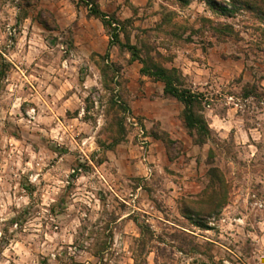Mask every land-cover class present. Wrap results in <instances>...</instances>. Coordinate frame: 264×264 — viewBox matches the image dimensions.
I'll list each match as a JSON object with an SVG mask.
<instances>
[{
    "label": "rangeland",
    "instance_id": "obj_1",
    "mask_svg": "<svg viewBox=\"0 0 264 264\" xmlns=\"http://www.w3.org/2000/svg\"><path fill=\"white\" fill-rule=\"evenodd\" d=\"M81 1L0 0V264H264V17L243 8L264 0H215L230 17L97 0L203 97L204 145ZM210 168L227 199L202 228L182 212L207 201Z\"/></svg>",
    "mask_w": 264,
    "mask_h": 264
},
{
    "label": "trees",
    "instance_id": "obj_2",
    "mask_svg": "<svg viewBox=\"0 0 264 264\" xmlns=\"http://www.w3.org/2000/svg\"><path fill=\"white\" fill-rule=\"evenodd\" d=\"M177 1L181 2V4L187 3L183 0ZM202 1L208 5L210 10L223 16L230 17L233 15L234 11L237 10L234 6L231 7V9L222 7L215 0ZM232 1L245 5L244 2L238 0ZM81 2L87 9L88 16L99 21L104 30L107 32L109 38L108 49L111 47H117L120 50H126L131 56L130 61L137 62L141 65L139 74L142 77H146L154 82L162 83L163 96L174 99L182 106L180 120L189 135L194 138V144L204 145L206 140L210 138L211 132L203 116V97L192 93L185 87L184 77L178 69L174 67H165L164 62H170L169 59H166L160 53L151 55L149 49L145 46L142 47V51L141 48L131 44L129 36L124 30V23L129 22V20L123 22L120 21L114 14H105L101 11L97 0H82ZM243 8L249 11L256 10L260 12L262 17H264V11L256 9V7ZM230 29L231 28L229 26H223L218 30V32L223 35L231 34ZM121 36H124L125 43H122ZM107 58L108 54L101 57V60L104 61V64L101 67L103 76L107 75L108 71L111 70L110 68L113 66L111 64L108 65ZM1 76H3L2 71H0V77ZM121 133H123V130L120 131V134ZM118 142L119 140H116L113 144H117ZM206 176L208 182L204 190V194L207 195V201L203 203L204 207L202 205L199 209L190 208L182 212L184 217L192 221L195 225L202 226V228H205L202 223V216L220 210L227 199V185L221 171L217 168H210L207 171ZM140 235L142 238V240H140L142 245L146 244L144 238H152V234L148 229L140 228Z\"/></svg>",
    "mask_w": 264,
    "mask_h": 264
},
{
    "label": "built area",
    "instance_id": "obj_3",
    "mask_svg": "<svg viewBox=\"0 0 264 264\" xmlns=\"http://www.w3.org/2000/svg\"><path fill=\"white\" fill-rule=\"evenodd\" d=\"M228 104L229 105H232L235 109H239L240 108L239 101L238 102H235L233 97H228L227 98V105ZM261 105L264 108V103H261ZM263 114H264V110H263ZM259 206H261V205H259Z\"/></svg>",
    "mask_w": 264,
    "mask_h": 264
},
{
    "label": "crops",
    "instance_id": "obj_4",
    "mask_svg": "<svg viewBox=\"0 0 264 264\" xmlns=\"http://www.w3.org/2000/svg\"><path fill=\"white\" fill-rule=\"evenodd\" d=\"M160 90H161V89H160ZM223 120H224V119H223ZM223 120H222V121H223Z\"/></svg>",
    "mask_w": 264,
    "mask_h": 264
}]
</instances>
